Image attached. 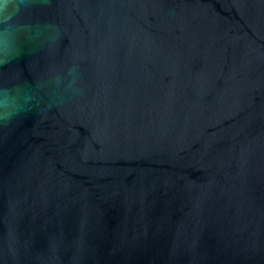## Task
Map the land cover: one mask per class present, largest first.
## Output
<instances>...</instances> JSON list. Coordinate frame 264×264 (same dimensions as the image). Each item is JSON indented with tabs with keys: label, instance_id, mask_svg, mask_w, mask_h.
I'll return each instance as SVG.
<instances>
[{
	"label": "water",
	"instance_id": "1",
	"mask_svg": "<svg viewBox=\"0 0 264 264\" xmlns=\"http://www.w3.org/2000/svg\"><path fill=\"white\" fill-rule=\"evenodd\" d=\"M0 65V264H264V0H36ZM49 35L54 39L50 40Z\"/></svg>",
	"mask_w": 264,
	"mask_h": 264
},
{
	"label": "clouds",
	"instance_id": "2",
	"mask_svg": "<svg viewBox=\"0 0 264 264\" xmlns=\"http://www.w3.org/2000/svg\"><path fill=\"white\" fill-rule=\"evenodd\" d=\"M35 3L36 0H0V65L18 56L22 38L37 39L51 27L32 22L29 14ZM48 38L54 39L51 35ZM33 100L27 89L0 88V127L13 123Z\"/></svg>",
	"mask_w": 264,
	"mask_h": 264
}]
</instances>
